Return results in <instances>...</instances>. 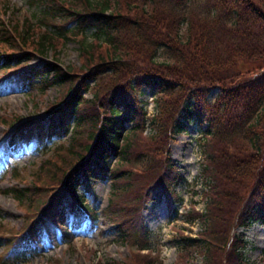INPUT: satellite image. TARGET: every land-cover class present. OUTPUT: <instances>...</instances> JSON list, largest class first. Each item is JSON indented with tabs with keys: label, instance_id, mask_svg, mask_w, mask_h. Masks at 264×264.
<instances>
[{
	"label": "trees",
	"instance_id": "obj_1",
	"mask_svg": "<svg viewBox=\"0 0 264 264\" xmlns=\"http://www.w3.org/2000/svg\"><path fill=\"white\" fill-rule=\"evenodd\" d=\"M30 5L38 19L23 23L21 35L0 20V73L32 60L15 33L41 54L72 39L79 44L81 66L63 69L46 61L19 73L23 89L59 88L63 104L51 105L59 107L45 119L20 123L8 141L18 152L35 139L51 155L40 161L30 185L3 190L25 209L26 219L18 230L0 228V249L8 247L0 264L39 256L37 241L47 219L59 226L62 241L69 237V220L72 231H93L97 211L79 190L92 193L95 181L111 183L102 214L119 239L129 245L140 240L139 250L148 251L121 264H155L140 207L143 198L158 194L176 214L172 185L182 179L165 152L170 134L184 132L190 120L200 130L208 191L204 211L191 213L189 220L199 219L201 235L182 240L184 256L199 253L203 264H244L239 240L226 260L221 242L231 223L226 220L239 205L242 227L264 225V0H31ZM146 90L155 96L153 118L141 106ZM147 120L151 131L145 136ZM62 137L68 138L49 149ZM5 172L1 166L0 182ZM243 189L248 193L239 195Z\"/></svg>",
	"mask_w": 264,
	"mask_h": 264
},
{
	"label": "rangeland",
	"instance_id": "obj_2",
	"mask_svg": "<svg viewBox=\"0 0 264 264\" xmlns=\"http://www.w3.org/2000/svg\"><path fill=\"white\" fill-rule=\"evenodd\" d=\"M30 1L0 0V20H3L11 28L16 26L19 35L24 30L23 23L30 21L32 24H36L35 22L38 19L39 13H37L35 6L30 5ZM34 31L36 35H40L36 28H34ZM19 35H16V33L13 35L17 45L23 52H29L32 60L21 64V68L17 67V69H12L9 72L0 73V161H2L0 166L3 164L7 169L3 181L0 182V222L2 224L0 228L11 226L16 230L23 225L26 219V211L19 207L14 199L4 194L3 190L19 184L21 186L30 185L33 180V171L39 166L41 160L46 159L51 154H46L45 151L39 153L36 150L34 141L28 143L18 153H13L7 147L6 140L14 129L13 125L19 122V118H22V120L36 116L45 118L50 106L59 104L61 96L60 89L55 87L49 88L45 93H41L39 89L33 86H27L23 89L19 73L31 66L46 62V60L58 63L63 69L69 67L79 68L81 66L79 44L72 39L60 42V46H57L56 50L53 47H48L45 53L41 54L25 46ZM89 40H91V33H88ZM54 54L58 56V60L54 59ZM84 96L90 98L89 93L84 94ZM140 101L146 117L153 118L157 115V105L154 102L155 96L152 93L146 90L140 95ZM145 123L146 131L144 134L147 136L151 131L150 121L147 120ZM184 123L186 126L184 132L170 134L171 138L165 152L174 161L177 172L182 179V181L172 185V189L177 196L173 200L176 214L170 212L167 199L163 195L159 197L158 194L147 196V199L143 198L140 207L141 221L150 233L149 242L155 249L154 252L149 253L151 258L153 256L157 257L155 264L158 261H160L159 264H203L205 259L199 253L192 254L188 259L184 256L183 251L184 243L182 240L185 238L196 240L201 235L203 228L199 219L189 220L191 213L195 211L202 213L204 211L207 202L205 192L208 191L205 180L201 175L203 158L201 157V146L199 145L200 130L193 120ZM205 128L206 125L203 126V129ZM67 138L53 139L48 145L49 149L60 145ZM15 168L18 169L20 175L18 180L13 175V169ZM92 184L94 196L90 192L89 195L85 194V202L91 203L95 197L96 230L87 234L80 230L76 232L70 230V233L68 232L69 237L62 241L60 240L61 231L59 226L48 220L44 224V236L47 239L43 236L37 241L39 256H35L34 259L24 264H53L52 260L55 259H59L62 264H121L126 257L133 254L148 253V251L139 250L140 240H136V242L129 245L121 238L119 239L118 233L112 227L113 224L107 219L106 215L103 216L102 212L109 206L108 198L111 183L109 181H95ZM79 192L82 193L83 188H80ZM247 193L243 189L239 195ZM241 207L242 205H239L235 209L236 211L234 210L226 220V223H231L226 231L227 240L225 244L223 241L221 242L224 247L222 259L226 260L229 253L237 251L239 246L235 240H239L242 245L240 244V251L237 252H239V255L241 253L242 263L264 264V225L254 223L244 229L240 224L238 226L234 224L232 232H228ZM91 208L93 207L91 206ZM33 216L34 213L29 214L27 218L32 219ZM7 250V246L2 247L0 255L7 252Z\"/></svg>",
	"mask_w": 264,
	"mask_h": 264
}]
</instances>
